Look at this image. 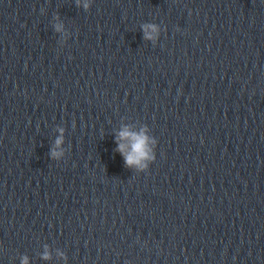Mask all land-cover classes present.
Returning <instances> with one entry per match:
<instances>
[{"label":"clouds","instance_id":"1","mask_svg":"<svg viewBox=\"0 0 264 264\" xmlns=\"http://www.w3.org/2000/svg\"><path fill=\"white\" fill-rule=\"evenodd\" d=\"M77 6H81L80 0H77ZM89 6L90 5L87 2L82 5L85 10H87ZM62 27L63 26L61 24L55 25L57 32L61 31ZM141 27L144 32L145 40H153L155 38L153 34L159 33V27L156 24L145 23ZM59 131L61 135L57 137L55 141V148L51 151L53 159H58L63 155L62 150L57 151L63 143V129H59ZM117 143V151L124 157L127 167L136 165L140 169H144L147 167V164L143 163V161L154 159V156L151 155V148L149 147V137L145 134V130L143 129L137 133L131 131L128 127H124L118 134ZM152 143H155V141H152ZM42 258L50 259V254L45 251ZM22 264H27V257L23 258Z\"/></svg>","mask_w":264,"mask_h":264}]
</instances>
